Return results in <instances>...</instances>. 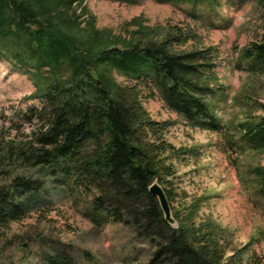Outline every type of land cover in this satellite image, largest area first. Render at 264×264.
Segmentation results:
<instances>
[{
  "label": "trees",
  "instance_id": "16d2710c",
  "mask_svg": "<svg viewBox=\"0 0 264 264\" xmlns=\"http://www.w3.org/2000/svg\"><path fill=\"white\" fill-rule=\"evenodd\" d=\"M155 1L186 6L194 17L200 6L212 13L220 6V0ZM251 1L264 9V0ZM86 3L0 0V58L32 82L30 99L41 106L29 112L43 123L26 144L8 141L0 147V264H16L3 260L16 238L9 234L37 211L35 199L44 189L47 168L54 180L59 176L95 194L83 210L94 231L110 223L130 227L149 246L146 264H264L251 242L237 247L233 231L200 217L203 196L190 199L182 191V203H172L170 190L177 186L170 178L176 170L169 161L191 150L170 144L165 139L170 123L152 120L140 103L138 88H154L186 127L224 134L222 110L215 104L219 81L212 49L197 47L198 36L187 26H149L141 17L126 24L136 27L126 36L113 35L96 27ZM239 59L251 78L264 76V33L240 51ZM234 101L248 105L240 97ZM258 108L264 111V105ZM250 119L239 125L240 150L262 153L264 116ZM32 168H38V177L27 174ZM240 180L264 202V167L248 169ZM155 182L165 192L175 227L149 193ZM38 264L76 262L58 251L40 255Z\"/></svg>",
  "mask_w": 264,
  "mask_h": 264
},
{
  "label": "rangeland",
  "instance_id": "374dc122",
  "mask_svg": "<svg viewBox=\"0 0 264 264\" xmlns=\"http://www.w3.org/2000/svg\"><path fill=\"white\" fill-rule=\"evenodd\" d=\"M86 6L95 17L96 27L113 35L126 36V32L136 28L126 24L141 17L149 26H187L198 36L197 47L212 49L214 74L219 81L215 104L222 110L218 116L226 126L224 134L186 127L165 108L154 88H138L140 103L152 120L170 123L165 131L170 144L191 150L189 155L169 161L176 170L170 178L172 185L177 186L170 190L172 203L175 206L182 203V191L190 199L203 196L201 218L211 217L233 231L237 247L251 242V250L264 255V202L254 197L250 183L244 187L240 180L247 178L248 169L264 167V152L241 151L239 131V125L248 117L255 120L264 116V111L258 108L259 104L264 105V76L251 78L239 59L241 50L260 41L264 33V9L251 0H220L215 12L200 6L194 17L186 6L155 0L134 4L87 0ZM117 81L125 82L122 78ZM33 93L28 77L13 63L0 58V147L8 141L26 144L40 132L43 123L29 112L41 106L30 99ZM236 97L248 105L236 103ZM50 170L45 169L44 189L35 199L37 211L12 226L9 238H16L4 252L3 260L38 264L40 255L58 251L69 254L76 264H146L150 260L149 246L138 240L130 227L110 223L101 232L94 231L83 217V210L95 194L77 188L58 174L54 180L55 176L48 174ZM27 174L38 177V168ZM23 243L29 246H17Z\"/></svg>",
  "mask_w": 264,
  "mask_h": 264
},
{
  "label": "water",
  "instance_id": "95a60500",
  "mask_svg": "<svg viewBox=\"0 0 264 264\" xmlns=\"http://www.w3.org/2000/svg\"><path fill=\"white\" fill-rule=\"evenodd\" d=\"M149 193L158 200L166 222L171 226H175L176 221L172 218L168 200L161 186L156 182L153 183L149 188Z\"/></svg>",
  "mask_w": 264,
  "mask_h": 264
}]
</instances>
